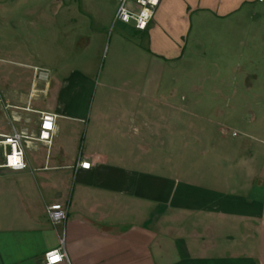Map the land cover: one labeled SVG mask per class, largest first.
I'll use <instances>...</instances> for the list:
<instances>
[{
    "label": "crops",
    "instance_id": "obj_1",
    "mask_svg": "<svg viewBox=\"0 0 264 264\" xmlns=\"http://www.w3.org/2000/svg\"><path fill=\"white\" fill-rule=\"evenodd\" d=\"M116 7L0 0V132L35 137L37 111L57 115L51 145L25 146L27 169H0V264H44L61 239L67 260L55 264H264V0H159L144 30L115 20ZM208 24L229 69L263 77L257 94L247 84L239 138L221 128L224 111H188L183 95L162 90L188 46L206 45ZM201 121L216 136L192 147ZM52 203L66 207L64 223L50 222Z\"/></svg>",
    "mask_w": 264,
    "mask_h": 264
},
{
    "label": "rangeland",
    "instance_id": "obj_2",
    "mask_svg": "<svg viewBox=\"0 0 264 264\" xmlns=\"http://www.w3.org/2000/svg\"><path fill=\"white\" fill-rule=\"evenodd\" d=\"M204 28L202 39L206 42V45L201 47L198 51L196 48L189 47L186 49L185 60L178 65L177 68L166 70V75L164 76L165 83L168 86H163L162 90L164 93H171L175 96L183 95L186 98V108L188 111L199 112L205 115L212 116L216 110L224 111V115H229V122L223 124L221 128L227 130L228 136L232 137V133L236 132L237 136L232 138H239L241 136V131L245 127L243 124V116L247 114L246 103L244 95H247V89L250 82L253 83L254 92L257 94L259 85V79L263 78L261 71H250L258 75V80L249 78L244 80L242 75L245 71L232 70L228 68L226 63L227 49L225 44L219 45L221 47H214L209 44L210 41H214L209 38V34L212 31V26L210 24L206 25ZM198 30H196L197 32ZM195 32V29H194ZM194 35V33H193ZM208 36V37H207ZM193 39V36H192ZM26 44L28 48L27 58L32 64L34 61V39L27 38ZM226 42V38L219 39ZM192 41V40H190ZM238 41V40H237ZM238 43L235 42L233 46V52H239L242 48L238 47ZM235 59L238 58V54H234ZM222 58L223 62L217 61L216 58ZM110 61V50H108V39H106L105 45L100 52V61L95 69V76L100 77L104 71L105 66L109 64ZM103 67V68H102ZM231 94H234V100H230ZM228 99V101H227ZM252 105V110L256 109L255 103H249ZM231 117V119H230ZM241 117V118H240ZM243 117V118H242ZM60 123V120H58ZM216 126V125H214ZM205 122L196 123L195 128L192 127L189 130V141L193 144L194 138L201 136L205 139L209 137L215 138L216 128L207 127ZM203 132H201V129ZM206 129V130H205ZM0 130L7 131L5 120L0 112ZM207 132V135L205 133ZM207 141V140H206ZM197 144H193L192 147ZM196 153L194 151H188L186 154L187 165L191 163L192 168L195 167V161L197 159Z\"/></svg>",
    "mask_w": 264,
    "mask_h": 264
},
{
    "label": "built area",
    "instance_id": "obj_3",
    "mask_svg": "<svg viewBox=\"0 0 264 264\" xmlns=\"http://www.w3.org/2000/svg\"><path fill=\"white\" fill-rule=\"evenodd\" d=\"M159 0H135L139 10L130 8L129 0H116L115 20L123 23H132L137 30H144L152 18L154 8ZM12 107V106H11ZM14 108H18L14 106ZM29 109V106H26ZM39 115V129L37 136L27 135L24 132L13 130L11 133L0 132V169L12 171H23L28 168L25 160V146L28 141L36 140L47 146L51 145L56 127L55 113L49 111H37ZM90 163L82 161L79 167L87 169ZM47 216L51 223H64L67 219V209L60 203H52L47 206ZM67 260V255L63 246V239L57 248L45 253L44 264H55L59 261Z\"/></svg>",
    "mask_w": 264,
    "mask_h": 264
}]
</instances>
